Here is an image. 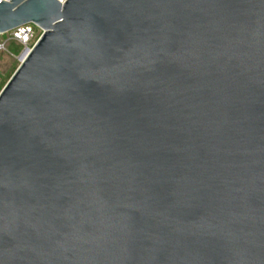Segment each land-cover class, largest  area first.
Here are the masks:
<instances>
[{
  "label": "water",
  "instance_id": "water-1",
  "mask_svg": "<svg viewBox=\"0 0 264 264\" xmlns=\"http://www.w3.org/2000/svg\"><path fill=\"white\" fill-rule=\"evenodd\" d=\"M26 23L0 264H264V0L0 3Z\"/></svg>",
  "mask_w": 264,
  "mask_h": 264
},
{
  "label": "rangeland",
  "instance_id": "rangeland-1",
  "mask_svg": "<svg viewBox=\"0 0 264 264\" xmlns=\"http://www.w3.org/2000/svg\"><path fill=\"white\" fill-rule=\"evenodd\" d=\"M64 1V0H62ZM0 40H6V49L0 50V91L9 81L15 70L21 64V55L25 46L8 39V34L0 35ZM32 41L31 43H33Z\"/></svg>",
  "mask_w": 264,
  "mask_h": 264
},
{
  "label": "built area",
  "instance_id": "built-area-1",
  "mask_svg": "<svg viewBox=\"0 0 264 264\" xmlns=\"http://www.w3.org/2000/svg\"><path fill=\"white\" fill-rule=\"evenodd\" d=\"M2 1L3 0H0V3ZM42 32L43 30H41L34 23H26L6 33L8 34V39L19 42L20 44L24 45L25 48L32 49L33 46L38 41V39L40 38V36L42 35ZM6 33H3V34H6ZM3 34L0 33V35H3ZM32 41L34 42L31 43ZM6 43H7L6 40H0V50L6 49Z\"/></svg>",
  "mask_w": 264,
  "mask_h": 264
},
{
  "label": "bare ground",
  "instance_id": "bare-ground-1",
  "mask_svg": "<svg viewBox=\"0 0 264 264\" xmlns=\"http://www.w3.org/2000/svg\"><path fill=\"white\" fill-rule=\"evenodd\" d=\"M64 1H65V0H64ZM64 1H63V2H64Z\"/></svg>",
  "mask_w": 264,
  "mask_h": 264
}]
</instances>
